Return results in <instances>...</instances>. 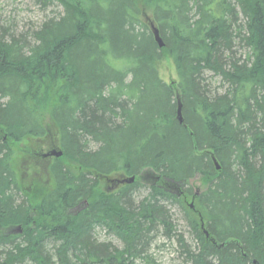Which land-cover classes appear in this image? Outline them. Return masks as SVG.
Here are the masks:
<instances>
[{
    "label": "trees",
    "instance_id": "trees-1",
    "mask_svg": "<svg viewBox=\"0 0 264 264\" xmlns=\"http://www.w3.org/2000/svg\"><path fill=\"white\" fill-rule=\"evenodd\" d=\"M40 1L63 12L31 41L0 29V264L145 261L155 233L173 236L168 204L183 207L200 245L178 239L192 264H264V0ZM165 56L176 88L159 77ZM46 116L63 155L34 205L12 145L45 138ZM148 169L159 182L139 204L136 181L99 190L101 178ZM97 228L121 245L98 241Z\"/></svg>",
    "mask_w": 264,
    "mask_h": 264
},
{
    "label": "rangeland",
    "instance_id": "rangeland-1",
    "mask_svg": "<svg viewBox=\"0 0 264 264\" xmlns=\"http://www.w3.org/2000/svg\"><path fill=\"white\" fill-rule=\"evenodd\" d=\"M62 12L63 8L57 1L44 4L40 0H0V29H5L10 35L18 37L24 34L31 41V35L35 30L39 29L48 19L55 18ZM151 18L152 14L144 10L142 20L148 26L151 24ZM157 69L160 79L176 88L179 79L173 60L165 56L157 63ZM206 77L208 78V82L211 83L212 88H217L220 85L219 78L211 77L210 74H207ZM44 125L48 132L45 138L36 141L25 140L12 145L13 152L15 153L12 168L17 176L16 178L19 179L20 187L27 194L28 198L33 201L34 205L53 187V179L49 173V169L55 157L43 159L41 156L52 151H61L58 145L59 136L57 135V130L49 116L44 117ZM5 133V128L0 126V138L5 137ZM129 178L130 176L124 173L112 174L101 178L99 190L104 193L114 192L122 188V185L128 184L120 183L119 180H129ZM135 181L138 183L135 189L136 192L133 195L136 204H139L140 201L148 196L150 187L155 184L158 185L159 182L158 175L151 169L145 170L140 176L136 177ZM192 185H195L196 194L202 191L200 190L202 187L200 181H193ZM183 187L186 190V185ZM188 196L187 203H190L193 197L192 195ZM168 206L173 214L175 224L173 236L170 238L166 237L167 235L163 234V230L155 233L149 250L151 258L139 261L136 264H192L191 261L187 260V254L178 243V239L182 236L186 245L193 252H198L200 245L192 236L185 220L186 212L183 210V207L171 204H168ZM192 211L194 214H197L196 207ZM37 215V212L34 210L33 216L37 217ZM95 237L100 242L106 241L117 246L121 245L120 241L114 235L108 234L105 229L97 228L95 230Z\"/></svg>",
    "mask_w": 264,
    "mask_h": 264
},
{
    "label": "water",
    "instance_id": "water-1",
    "mask_svg": "<svg viewBox=\"0 0 264 264\" xmlns=\"http://www.w3.org/2000/svg\"><path fill=\"white\" fill-rule=\"evenodd\" d=\"M150 28H151V31H152V33L154 35V38H155L156 42L158 43L159 47L162 48L164 46V43H163V41H162V39L160 37V34H159V31H158L157 27L151 22ZM181 108H182V106H181V103L179 102V105H178V120H179L180 123L183 122ZM62 155H63V152L62 151H52V152H50L48 154H45L44 156L45 157L60 158ZM214 162H215V165H216V169L217 170H220V165L218 164V162L216 161V159H214ZM134 181H135V177H130L129 180H125L124 182H121V183L132 184ZM187 204L189 205V208H191V210L194 209V201H192L191 203H187ZM199 216H201V215L199 214ZM201 228H202L205 236L208 238L209 237V234L205 230V225L203 223L202 218H201ZM254 264H258L257 261H254Z\"/></svg>",
    "mask_w": 264,
    "mask_h": 264
},
{
    "label": "flooded vegetation",
    "instance_id": "flooded-vegetation-1",
    "mask_svg": "<svg viewBox=\"0 0 264 264\" xmlns=\"http://www.w3.org/2000/svg\"><path fill=\"white\" fill-rule=\"evenodd\" d=\"M41 158H43V159H47V158H49V159H50V157H45L44 155H42ZM124 181H125L124 179H123V180H119L120 183H121V182H124ZM125 185H128V184H124V185H122V186H125Z\"/></svg>",
    "mask_w": 264,
    "mask_h": 264
},
{
    "label": "bare ground",
    "instance_id": "bare-ground-1",
    "mask_svg": "<svg viewBox=\"0 0 264 264\" xmlns=\"http://www.w3.org/2000/svg\"><path fill=\"white\" fill-rule=\"evenodd\" d=\"M135 179H136V177H135Z\"/></svg>",
    "mask_w": 264,
    "mask_h": 264
}]
</instances>
